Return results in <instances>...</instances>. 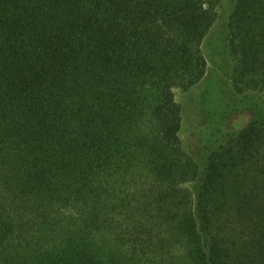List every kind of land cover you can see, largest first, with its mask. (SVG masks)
Instances as JSON below:
<instances>
[{
    "label": "trees",
    "instance_id": "trees-1",
    "mask_svg": "<svg viewBox=\"0 0 264 264\" xmlns=\"http://www.w3.org/2000/svg\"><path fill=\"white\" fill-rule=\"evenodd\" d=\"M221 0H0V264H264V119L181 146ZM264 93V0L228 22Z\"/></svg>",
    "mask_w": 264,
    "mask_h": 264
},
{
    "label": "rangeland",
    "instance_id": "rangeland-1",
    "mask_svg": "<svg viewBox=\"0 0 264 264\" xmlns=\"http://www.w3.org/2000/svg\"><path fill=\"white\" fill-rule=\"evenodd\" d=\"M236 1L221 0L216 8V19L201 45L207 64L205 76L187 91L173 90L182 109L181 146L199 171L197 179L185 185L193 193L211 151L249 123L264 119V93L237 92L232 84L228 22Z\"/></svg>",
    "mask_w": 264,
    "mask_h": 264
}]
</instances>
